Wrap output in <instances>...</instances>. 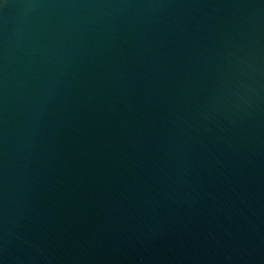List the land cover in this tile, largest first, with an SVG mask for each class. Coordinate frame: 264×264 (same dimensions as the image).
I'll use <instances>...</instances> for the list:
<instances>
[{
  "label": "water",
  "instance_id": "95a60500",
  "mask_svg": "<svg viewBox=\"0 0 264 264\" xmlns=\"http://www.w3.org/2000/svg\"><path fill=\"white\" fill-rule=\"evenodd\" d=\"M0 264H264V0H0Z\"/></svg>",
  "mask_w": 264,
  "mask_h": 264
}]
</instances>
